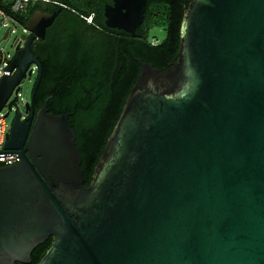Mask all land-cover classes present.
I'll list each match as a JSON object with an SVG mask.
<instances>
[{
    "label": "water",
    "instance_id": "1",
    "mask_svg": "<svg viewBox=\"0 0 264 264\" xmlns=\"http://www.w3.org/2000/svg\"><path fill=\"white\" fill-rule=\"evenodd\" d=\"M145 4L106 2L105 23L135 34ZM60 8L24 24L0 109ZM139 62L87 185L72 111H48L47 99L34 118L16 111L4 147L20 159L0 165V264L30 263L50 235L35 264H264V0H187L176 59Z\"/></svg>",
    "mask_w": 264,
    "mask_h": 264
},
{
    "label": "trees",
    "instance_id": "2",
    "mask_svg": "<svg viewBox=\"0 0 264 264\" xmlns=\"http://www.w3.org/2000/svg\"><path fill=\"white\" fill-rule=\"evenodd\" d=\"M106 1L110 0H66L71 8L61 13L69 18V31L83 30L92 25L94 30L101 31L105 27L103 6ZM186 3L187 0H146V28L142 30V36H146L147 29L155 24L162 26L165 35L158 43L127 37V54L121 70L114 66L108 69L103 36L86 45L81 44L79 39L73 40V44H59L44 61L41 54L34 52L44 69L42 82L32 99L33 109L36 112L51 95L47 99L48 111L55 114L72 111L68 122L76 133L75 142L80 151V167L85 185L92 177L107 137L140 72V67L131 60L132 55H139L161 70L167 68L177 57L179 25ZM0 5L11 20L24 25L31 13L39 7V0L30 1L23 10L17 11H12L6 3ZM88 16H92V22L87 21ZM52 238L50 235L32 250L30 263H17L35 264Z\"/></svg>",
    "mask_w": 264,
    "mask_h": 264
},
{
    "label": "flooded vegetation",
    "instance_id": "3",
    "mask_svg": "<svg viewBox=\"0 0 264 264\" xmlns=\"http://www.w3.org/2000/svg\"><path fill=\"white\" fill-rule=\"evenodd\" d=\"M106 2L112 3V0L106 1ZM58 5H60L61 8L58 11L57 15L53 18V20L45 26L44 34L42 36L34 35V37L32 38V40L30 42L31 51L33 53V56L37 59L38 63L37 62H30L28 67L24 71L20 81H19V87H20V83L24 79H27L29 82V97L26 100L28 102L29 109L27 112L24 111L25 112L24 114H21L20 118H22V119L25 118L27 115H29L31 110H33V112H34L33 118L35 117L36 112L33 109L32 99L37 93V90L39 88V84H41V82H42L44 67H43L42 62L34 54V52L41 54L43 56V61H44L45 58H47L48 55L50 54V52L54 49V47H56L59 44L60 45H63V44L69 45V43H72V44L74 43L73 40L79 39V40H81L80 41L81 44L86 45V44H90V43L94 42L97 39V37L103 36L104 46L107 49V62H108L107 67H108V69L110 70V67L114 66L117 70H121L124 67L125 55L127 54L126 53L127 51L125 48L127 37L130 36L131 38L132 37L133 38H141V39H145L147 41H150L152 43H158L164 37L163 36L160 40L150 38L149 31H150L151 27H149L147 29V35L142 36V30H144L146 28V26H145V14L146 13L145 12H144L143 20L141 21V23H139L135 27V34H131L127 31H125L123 28H118L115 26H108L105 23L104 14H103V21H104L105 27H103L101 31L94 30L93 29L94 25H92L93 27L87 26L83 30L80 29L81 31L80 30L79 31H74V30L69 31L70 30V26L68 25L69 24V20H68L69 18L61 13L63 10L71 8V5L68 2H66V0L65 1H62V0H39V7L36 9H40V10L46 11V12H52L53 10H55L57 8ZM89 21L90 22L93 21L92 16H91V19ZM74 28H77V27H74ZM31 34H32V32L27 31V35H31ZM128 52L130 53L129 50H128ZM131 60L133 62L137 63V65L139 67H140V64H139L140 60L146 61V60L142 59L137 54H133ZM14 71H15V68H13V72ZM39 74H40V79H39V82L37 84L36 90L33 93V88H34L35 82H36ZM68 86H69V84H68ZM50 96L51 95H49L46 99H48ZM47 110H48V108H47Z\"/></svg>",
    "mask_w": 264,
    "mask_h": 264
},
{
    "label": "rangeland",
    "instance_id": "4",
    "mask_svg": "<svg viewBox=\"0 0 264 264\" xmlns=\"http://www.w3.org/2000/svg\"><path fill=\"white\" fill-rule=\"evenodd\" d=\"M32 2H35L33 0ZM7 26H10V30L8 35L5 38H2V34ZM24 25L13 21L9 18L4 19L2 15H0V52H4L9 54V57H12L15 53V40L19 36V33L23 31ZM150 38H154L156 40H160L165 31L163 30L160 24H155L150 28L149 31ZM19 94H15L12 92L8 98V102L10 104H5L2 108V111L5 112L9 109V113L7 116V121L10 124L12 118L14 117L17 110L22 111L24 114V103L29 97V82L27 79H24L20 83Z\"/></svg>",
    "mask_w": 264,
    "mask_h": 264
},
{
    "label": "built area",
    "instance_id": "5",
    "mask_svg": "<svg viewBox=\"0 0 264 264\" xmlns=\"http://www.w3.org/2000/svg\"><path fill=\"white\" fill-rule=\"evenodd\" d=\"M30 1H33V0H0V3H6L8 4V7L12 11H17V10H23L26 4ZM0 15H2L4 19L9 18L8 14L1 7V5H0ZM86 19L89 21L91 19V16L86 17ZM9 30H10V27H9ZM23 30H25V27L23 28ZM18 39H19V36L16 38L15 43ZM10 58L11 57H9V54L0 52V76L4 73L13 74V69L8 70L6 68ZM12 92H14V90H12ZM15 94L16 95L19 94V91L15 92ZM8 98L5 101V104H7ZM8 104L10 103L8 102ZM2 108L0 109V165L11 164L20 159V153L16 149H6L4 147V144L7 140V133L10 130L11 122L10 124L8 123L7 121L8 115L7 116L5 115V112L2 111ZM7 110L9 111V109ZM21 114H22V111H21Z\"/></svg>",
    "mask_w": 264,
    "mask_h": 264
}]
</instances>
